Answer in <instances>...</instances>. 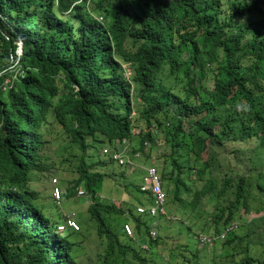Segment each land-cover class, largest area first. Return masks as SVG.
Returning <instances> with one entry per match:
<instances>
[{"label":"trees","instance_id":"16d2710c","mask_svg":"<svg viewBox=\"0 0 264 264\" xmlns=\"http://www.w3.org/2000/svg\"><path fill=\"white\" fill-rule=\"evenodd\" d=\"M0 72V264H80V240L69 235L88 231H57L64 218L32 187L33 175L59 170L75 175L62 200L83 188L105 239L92 264H125L128 253L155 264L147 254L162 238L136 212L150 198L119 205L98 192L125 172L103 170L113 161L88 150L119 149L123 139L131 155L169 148L157 171L172 202L182 193L193 194L192 208L213 202L203 228L227 252L222 264L240 252L236 264H264L247 242L260 231L254 241L264 248V0H0ZM106 214H123L132 235L122 221L120 238ZM238 220L243 235L228 228ZM175 258L168 264H188Z\"/></svg>","mask_w":264,"mask_h":264},{"label":"rangeland","instance_id":"374dc122","mask_svg":"<svg viewBox=\"0 0 264 264\" xmlns=\"http://www.w3.org/2000/svg\"><path fill=\"white\" fill-rule=\"evenodd\" d=\"M212 84L213 83L211 79L207 77L206 86L211 88ZM149 147H151L152 150L147 157L144 155L135 157L134 153L133 155H131L130 149H127L126 158L131 160L132 162H135L136 164L138 163L141 167H137L138 169H136V171L134 172H129L127 169L120 166L115 161L113 163H110L103 169L105 171L113 170L118 174L122 172V170L123 172H125L124 176H110L105 178L101 182L98 188V192L103 199L107 201H115L117 202L116 204L119 205H126L130 202H136L138 200V198L142 194L141 192L136 190L135 186H138V184L140 183V172L142 175H144L146 172L145 167L155 165L160 173L161 165L163 162L161 152H167L169 150V148L167 146H163V144L160 147L157 144L153 146L149 144ZM88 152L90 154L94 153L95 157L92 159L94 161L96 160V157H99L101 155L99 145H96L94 149L88 150ZM102 157L107 161L110 160L104 156ZM218 160L221 163L224 162L222 154L218 156ZM238 171L241 172L240 169H238ZM185 175H187L186 171L181 175L183 179ZM73 176H75L73 173H64L60 170L56 174H53V172L46 173V175L44 174L42 176H37V174H35L33 175L34 179L32 182V187L38 190L40 194L39 200L43 208L46 209L47 212H51L53 217H56V211L76 212V217H79V219L82 220L84 224L82 227L79 225L78 230L88 232L85 236H82L80 234L69 235V239L71 241H76L78 239L80 240L79 243H76V245L74 246L72 253L78 260V263L92 264V262L99 260V252L103 253L102 249H104L106 242L104 238H100L96 233L97 222L95 220L89 219L87 207L90 201V197L88 195L77 196V188H74L73 195H70L67 199L62 200L60 206L55 205L51 198V179L55 177L58 181L59 186H61L62 188L66 186V182L64 183L63 181L71 179ZM253 177H255V175ZM252 182L255 185V180H253ZM126 184H128V188H124V185ZM187 184L193 186L192 181H188ZM254 189L257 190L256 187H254ZM192 195L193 194L191 193L188 195L182 193L181 198L183 199V201L180 200L178 203H174L172 202L171 197L167 194L164 209L166 210V214L167 212H171L172 215L168 214L167 218L164 216L160 218L147 216V224L151 226L150 229H154L157 233V236L159 235L162 238L160 239L161 243L159 245H156V248L152 250L153 253L150 252L147 254L149 256H152L154 260L156 259L155 264L174 263V261H177L175 255L177 256V258H179V256H185L186 263L188 264H207V259H210L214 263L216 262L217 264H222L223 257L227 252L224 248H221V246L218 245V241H216L215 245H204L198 243V237L200 235H211L213 233L211 227L207 226L203 228V226H205L207 223V218L210 219L214 211V209H212L213 207H211L213 205V202L205 203V205L200 206V209L198 207L192 208V205L189 202L190 198H192ZM106 215L107 219L112 220L111 224L113 231L118 233L120 238L124 239V236L120 235L119 229L124 219V215ZM250 215L253 216V218L255 217L258 221L260 220L259 216H261V213L252 212L250 213ZM241 223H243V221L238 220L234 221L232 224H236V227L234 229H236V232L243 235L246 231L244 227H239V224ZM153 226H156L157 229ZM189 229H191V232L189 231ZM249 229L251 230V228ZM67 232L68 231H66V233ZM259 232L260 231L255 233L256 235L253 234L248 236L247 242L252 243L250 244L251 252H253V250L255 249H258L263 253L264 256V248L262 249L257 246L254 241V238H260ZM132 246L140 250L141 253L145 254V251L141 250L138 245L132 243ZM227 250H229V248ZM224 252L225 254L223 255ZM240 253H235V255L233 256L235 260L232 262L233 264H236L240 260V257L242 256V254L239 255ZM195 256H197L198 258L195 259ZM126 259L128 260V262H126L125 264H139V262H136L132 259L129 253L126 256ZM111 264H113V262H111Z\"/></svg>","mask_w":264,"mask_h":264},{"label":"built area","instance_id":"2783aa9c","mask_svg":"<svg viewBox=\"0 0 264 264\" xmlns=\"http://www.w3.org/2000/svg\"><path fill=\"white\" fill-rule=\"evenodd\" d=\"M20 56L19 53H17ZM1 73V72H0ZM148 145L147 142H145ZM129 148V145L126 143V140H122V149H110L109 147H102L101 152L111 158L120 166L127 168L129 171H133L136 167L135 162L126 158V151ZM135 157H139V153H134ZM146 172L142 175L140 183L138 184L139 191L148 197L149 202L145 205L138 204L136 207L137 213L147 212L149 216L159 217L166 216V210L164 209L165 200L167 198L166 192L162 189L161 177L154 165L145 167ZM83 189H77L76 194L81 196L84 194ZM51 196L56 204H60L62 200V189L58 185V181L55 177L51 179ZM66 228H72L73 230L79 229V224L76 220L71 217H65L63 222L57 224L56 230L63 231ZM123 230L125 234L132 235V227L129 223H123ZM151 238L156 237V232L154 230L149 231ZM220 238L224 237V232L219 235ZM211 237L206 235H201L199 240L201 243H208L211 241ZM145 247V245H143Z\"/></svg>","mask_w":264,"mask_h":264},{"label":"clouds","instance_id":"9594fccd","mask_svg":"<svg viewBox=\"0 0 264 264\" xmlns=\"http://www.w3.org/2000/svg\"><path fill=\"white\" fill-rule=\"evenodd\" d=\"M17 44H18V48H17V50H19V49H21L22 48V43H21V41H18L17 42ZM17 50H16V53H17ZM20 55H21V50H20V52H18ZM135 132H138V130L137 131H135ZM127 143V142H126ZM104 146H106V147H109L110 149H115V148H113V147H110V146H107V145H103L102 147H104ZM101 147V148H102ZM101 148H100V153H101V155L102 156H104V157H106V158H108V159H110V160H112L111 158H109L107 155H105V154H103L102 152H101ZM122 149V146L119 148V149H116V150H121ZM129 149L131 150V146H129ZM126 153H127V151H126ZM113 161V160H112ZM114 162V161H113ZM123 167V166H122ZM125 168V167H124ZM125 169H127V168H125ZM136 169V168H135ZM134 169V170H135ZM128 170V169H127ZM134 170L133 171H129V172H134ZM140 182V181H139ZM59 185V184H58ZM61 187V186H60ZM77 189H80V188H77ZM140 192V191H139ZM142 194V196H143V198H145V199H148V197H146V195L145 194H143V193H141ZM78 196V195H77ZM82 196V195H81ZM53 200V199H52ZM54 201V200H53ZM61 202H62V200H61ZM61 202H60V204H61ZM55 203V202H54ZM56 204V203H55ZM60 204H56V205H60ZM167 215V214H166ZM65 217H70V215H66ZM64 217V218H65ZM164 217H166V216H164ZM167 217H168V215H167ZM166 217V218H167ZM63 222V221H62ZM132 227V226H131ZM236 227V224H230V226L228 227V228H231V229H234ZM150 230H154V229H150ZM155 231V230H154ZM226 231V230H225ZM225 231H224V235H225ZM132 232H133V229H132ZM128 236H130V235H128ZM156 236H157V233H156ZM200 237V236H199ZM156 238V237H155ZM154 238V239H155ZM212 239H211V241L210 242H208V243H201L200 242V240H198L199 242L198 243H200V244H204V245H208V244H210L212 241H213V239L215 238V237H211ZM223 238V237H222ZM222 238H220L219 236L218 237H216V239H222ZM144 245V244H143ZM143 245H141L143 248H147V246L145 245V247L143 246Z\"/></svg>","mask_w":264,"mask_h":264},{"label":"crops","instance_id":"0c3cea01","mask_svg":"<svg viewBox=\"0 0 264 264\" xmlns=\"http://www.w3.org/2000/svg\"><path fill=\"white\" fill-rule=\"evenodd\" d=\"M137 167H138V168H141L139 164L136 165V169H138ZM136 169H135L134 171H136ZM141 175H142V174H141V172H140V179H141V177H142ZM140 200H143V201H144L145 198H143V196L141 195V196H140ZM52 201H53V200H52ZM53 202H54V201H53ZM55 205H56V204H55ZM57 213H59V217H60V219L64 218L66 215H73V216H75V217H76V215H77L75 211H71V212H68V211H67V212H64V211L59 212V211H58ZM123 222H125V221H123ZM121 224H122V223H121ZM114 259H116V258L114 257ZM116 262H117V261H116ZM116 262H115V264H116ZM119 264H121V261H120Z\"/></svg>","mask_w":264,"mask_h":264},{"label":"water","instance_id":"95a60500","mask_svg":"<svg viewBox=\"0 0 264 264\" xmlns=\"http://www.w3.org/2000/svg\"><path fill=\"white\" fill-rule=\"evenodd\" d=\"M20 50L22 51V48H21V49H19V50H17V53H18V52H20ZM17 53H16V54H17Z\"/></svg>","mask_w":264,"mask_h":264}]
</instances>
